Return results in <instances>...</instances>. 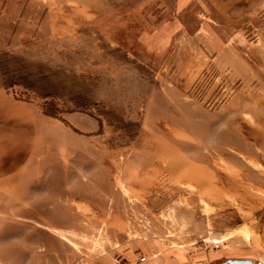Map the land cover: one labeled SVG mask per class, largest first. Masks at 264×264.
Masks as SVG:
<instances>
[{"label":"rangeland","instance_id":"1","mask_svg":"<svg viewBox=\"0 0 264 264\" xmlns=\"http://www.w3.org/2000/svg\"><path fill=\"white\" fill-rule=\"evenodd\" d=\"M0 89V264H264V0H0Z\"/></svg>","mask_w":264,"mask_h":264},{"label":"crops","instance_id":"2","mask_svg":"<svg viewBox=\"0 0 264 264\" xmlns=\"http://www.w3.org/2000/svg\"><path fill=\"white\" fill-rule=\"evenodd\" d=\"M12 107L13 109L15 107L18 108L19 105L14 101H10L5 90L0 89V174L5 173V170H7L6 159H16L17 154L15 152V146H33L30 143L31 127L27 126L28 124H32V117L24 115L25 118L23 121L21 112H13L11 109ZM71 119L76 122V125L83 126L85 123H88L92 127L95 125L93 122H90L87 117L79 121L75 120V118H70V120ZM22 130L25 132H22ZM7 146H9V153H7ZM18 172V164H11L8 168L7 176L13 179L19 174ZM0 180H2V178H0Z\"/></svg>","mask_w":264,"mask_h":264},{"label":"water","instance_id":"3","mask_svg":"<svg viewBox=\"0 0 264 264\" xmlns=\"http://www.w3.org/2000/svg\"><path fill=\"white\" fill-rule=\"evenodd\" d=\"M229 264H252L248 260H231L229 261Z\"/></svg>","mask_w":264,"mask_h":264},{"label":"trees","instance_id":"4","mask_svg":"<svg viewBox=\"0 0 264 264\" xmlns=\"http://www.w3.org/2000/svg\"><path fill=\"white\" fill-rule=\"evenodd\" d=\"M44 115L61 120L56 113L50 112L48 110H45L44 111Z\"/></svg>","mask_w":264,"mask_h":264},{"label":"flooded vegetation","instance_id":"5","mask_svg":"<svg viewBox=\"0 0 264 264\" xmlns=\"http://www.w3.org/2000/svg\"><path fill=\"white\" fill-rule=\"evenodd\" d=\"M220 264H229V261L221 262Z\"/></svg>","mask_w":264,"mask_h":264},{"label":"built area","instance_id":"6","mask_svg":"<svg viewBox=\"0 0 264 264\" xmlns=\"http://www.w3.org/2000/svg\"><path fill=\"white\" fill-rule=\"evenodd\" d=\"M140 261H143V258H141Z\"/></svg>","mask_w":264,"mask_h":264}]
</instances>
